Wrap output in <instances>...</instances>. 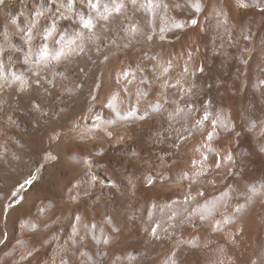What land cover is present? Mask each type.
I'll return each instance as SVG.
<instances>
[{
  "label": "bare ground",
  "instance_id": "obj_1",
  "mask_svg": "<svg viewBox=\"0 0 264 264\" xmlns=\"http://www.w3.org/2000/svg\"><path fill=\"white\" fill-rule=\"evenodd\" d=\"M155 1L156 4L154 3ZM237 1L154 0L149 6V10L154 13V18H152L153 32L149 30L148 32V26H146L148 24H146L147 21H145L144 16L146 1L137 0L136 6L133 7L129 0H124L125 8L118 16L113 13L108 20H103L99 17L104 13L105 5L111 7L112 0L107 2L105 0H97L96 8L100 13L96 11V16L91 13L95 21L94 32L93 34L91 32L92 35L90 36L91 39L85 36L87 30L84 29L85 32H82V28H79L81 30L73 29L74 24L72 26L67 25L65 30L68 34L83 33V39H78L77 44L83 45L84 57L79 60L75 58L73 60L74 63L79 61L84 64L87 62L86 59H88L89 55L93 54V57L97 59L93 58L95 59L96 71L98 70L99 73H102L109 71V69L107 71L106 69L111 62L113 63L114 59H121V61L119 67L113 73L112 82L105 81L101 76H98V78L101 77L102 79L100 80L102 89L98 99L91 105L89 104L90 106H87V103L93 88L90 91L87 84L83 85L77 92H72V90L69 92L67 89V93L63 94L59 92L42 93L45 95L42 102V107L45 110H39L36 121L42 122V120H45V125L38 124L42 128H40V132H34V139L22 141L23 148L20 152H16V149H14L16 140L13 139L9 130L6 131L11 126L0 127V135L1 133L5 134V140H0V155L3 154L5 156L3 159L6 162L0 168V264H47L49 263V260L47 261L48 257L52 264H61V261L63 263L65 259H68L65 264H94L102 257L106 259L105 264H122V260H124L121 255L122 248H128L127 246L130 244L142 250L144 256H151L152 264L159 263L157 262L159 259H157V255L159 257L162 238L174 235L179 227L176 217L171 219V216L167 217L168 210L165 204L170 200L175 201L176 196L180 197L183 195L193 181L191 178H194V176L198 178L196 175L199 173L208 176L212 175V177H216V175L213 176L215 173L224 175L221 172L224 168L222 161L228 160V156L231 153L226 152L222 145L230 142L233 148L231 149L232 152L240 146L238 141L242 137L239 119L241 106L243 107L247 100L249 115L245 114V111L243 113L245 116L248 115L249 118L246 120L244 130L246 127L247 131L245 132L250 135L252 142L256 138L253 117L256 115H251V111L254 109L252 107L254 106L249 102L248 94L252 91L255 93L258 85L261 84L262 86V82H264V52H259L260 55L258 56L261 57H257L258 50L256 47L257 43H261L259 46L261 45L264 50V31L258 37L253 31L249 30L250 26L247 24L249 22L245 20L246 15L243 13L245 1ZM241 4L244 6L241 7ZM196 6L199 7V11L196 10ZM84 10H87V8ZM84 15L85 17L88 16ZM198 17L200 24L203 27L206 26V35L202 37L200 43L203 42L205 44V41L212 37H218L223 40L230 35L229 37L232 38L229 48L221 44L220 49H218L220 60L217 64L213 61H203L202 58L205 56L204 46L206 44L200 46L195 31L190 30L192 18ZM159 23L165 24L162 32L158 31ZM133 25L137 29L134 35L130 34V29ZM177 25H181V27H177ZM58 32L60 30L56 29V32L48 40L47 45L50 50H53L51 49L53 47L49 45L59 39L56 40ZM61 32H64V30H61ZM149 36L152 37L151 40L148 39ZM161 36L164 38L161 39ZM182 38L188 40L191 44L190 46L195 48L194 60L189 59L188 61V59H185V53L182 52L181 48V44L183 45L185 41L181 43L180 40ZM165 39L168 40L167 44L163 43ZM111 58H113L112 61H110ZM173 58L181 64L182 74L179 72L181 75L177 74V76L174 72V76L170 78V76L168 77V71L166 72L165 69L172 65L170 63ZM92 61L90 60L89 62ZM66 62L68 63V61ZM56 64L59 66L58 63ZM111 67L112 65L110 64V69ZM126 68L129 70L128 73H132V76L129 74L131 77L125 75L126 71L124 70ZM150 70L163 71L167 74L166 80L162 82L160 80L162 84L160 83L158 86L149 83L151 80L146 75H148ZM159 71L158 74H161ZM155 74L157 75V73ZM123 76L125 77L123 78ZM235 77L241 80V85L236 82ZM238 79L237 81H239ZM94 81L96 82V80ZM95 82L92 86L94 88H96ZM195 82H198V84L199 82L208 83V92L204 96L206 98L203 99L200 96V102L196 103L203 105V111L197 115L191 111V104L185 99H191L188 91H190ZM89 83L91 85V81ZM197 86L200 87L199 85ZM62 88L58 87L56 91H61L59 89ZM260 89L262 92V88ZM239 91L241 92L239 93ZM219 92H223L226 96H224V101L218 96ZM235 92L240 95L237 96V94H234ZM250 95L254 97L253 93H250ZM15 96L4 93L0 97V101L1 103L12 104L16 100ZM242 102L244 103L242 104ZM257 108L259 109V106ZM242 116L245 117L244 115ZM214 122L215 127H213ZM209 134H211V139H209ZM261 134L264 135V131L263 133L260 132ZM197 141H206V143L196 146ZM46 152L50 154L46 155ZM169 158L172 161L171 165H167L166 162L169 161ZM200 158L210 159L211 163L207 165L206 162H203L204 159L200 160ZM179 159L183 160L181 165H178L179 161L177 160ZM158 161L163 163L160 164L162 167L159 163L156 164ZM238 162H240L239 159ZM43 163L45 164L43 171L39 173L38 179L31 185L30 189L24 193V201L15 209H10L7 212L9 199L15 189L20 184L29 181L38 172ZM153 163L156 164L154 169H156L158 177L162 176V171L166 169L164 167L172 168L170 171L173 174L171 175L175 177L177 175L181 176L183 171L188 172L186 180H189L184 181L186 184L182 183V186H186L185 189L182 187L184 189L183 191L181 190L182 194L176 193L179 191L178 189V191L175 189L176 192L174 190L175 194L174 192L172 194H168V192L162 193L161 191H165V184L162 183L164 188L161 185L155 190L144 189L141 186V181L139 182L138 179L141 174L140 170L150 168V166L154 165ZM263 163L258 165L260 166ZM183 175L185 174L183 173ZM182 176L179 178L180 180ZM242 176L244 177V175ZM206 179L203 180L206 181ZM211 179L213 178H209V180ZM219 181L222 182V179ZM170 183L167 184L169 185ZM142 184L145 185L144 183ZM175 184L177 183L174 182V188H177ZM168 185L166 189H168ZM170 185L169 189L171 188L172 190L173 185L172 187ZM191 185L190 187H193ZM234 186L238 185L235 184ZM239 187H236V189ZM241 187L240 189H242ZM213 190H215L214 187L212 192ZM226 192L227 190L224 191L225 194ZM203 193L207 194L211 193V191ZM212 195L214 194L212 193ZM209 196L211 197V194ZM145 197H148L150 202V210L148 211L145 209V202L143 201ZM193 198L192 196L189 199L190 204L186 207L188 210L184 209L187 212L186 215L189 216L182 218L186 220L183 226V234H186L188 238H192V208L193 201H195ZM13 200H10L11 204L14 203ZM197 201L199 200L197 199L194 205L199 204ZM213 201L211 204H214ZM215 202L217 206H213V208L216 207L215 209H217L220 207V202L219 200V203ZM197 213L200 212L198 211ZM234 213L236 212L234 211ZM219 217L221 218V216ZM212 218L214 219V217ZM255 218L251 212L246 210L241 212L234 234L238 235L239 233L238 236L240 237V232L245 231L247 234L245 238L253 239L254 233L256 235L260 230L257 229L258 232L256 233ZM214 220L211 224L209 223V225H212V232ZM263 221L261 224L264 223ZM61 222L73 225L71 236L73 242L78 246L76 262L73 261V256L68 254L71 247L68 249L65 246L66 244L60 247V243H57V241L53 247L55 240L51 234L56 232V229H58L56 225ZM222 223L224 224V222ZM222 223L220 222V224ZM262 226L264 227V224ZM186 227H189V229L185 230ZM139 232L142 234L138 238L137 234ZM48 234L51 236H48ZM228 235L231 241L235 242L233 250L238 254L240 247H242L241 245L246 241L244 240L245 238H243L244 241H242V238L234 240L233 232H228ZM242 236L244 237V235ZM248 243H250L249 240ZM72 246L74 247V244ZM225 246H222V248ZM63 257L65 258L64 260ZM127 260H124V263Z\"/></svg>",
  "mask_w": 264,
  "mask_h": 264
},
{
  "label": "rangeland",
  "instance_id": "obj_2",
  "mask_svg": "<svg viewBox=\"0 0 264 264\" xmlns=\"http://www.w3.org/2000/svg\"><path fill=\"white\" fill-rule=\"evenodd\" d=\"M96 1L97 0H93V3H96ZM107 1H110V0H105V2H107ZM153 1L154 0H151V3ZM160 1H164V0H160ZM64 2L66 4L67 0H64ZM144 2L146 3L144 16H145V21L148 22V23L146 22V24H148V25H146V26H148L147 31L149 30L150 32H153L152 31V25H153L152 18H154V13L149 10V0H144ZM243 2L245 3V8L243 10V13L246 15L245 16L246 18L248 17L247 19L245 17L244 18H245V20H248V22H249V23H247L250 26L249 30L251 32L253 31V33H255L259 37V35H261L260 33L264 31V0H243ZM154 3L156 4V1ZM49 8H50V5L48 3V0H4V3L0 4V97L2 95H4V93H6V95H16V96L18 95L17 97L15 96L16 100H14L12 104H7L5 102H3V103H5V104H3L0 101V127L11 126V128L6 129V131L9 130L10 134L13 136V139L16 140V145L14 147V149H16V152H20V150H22V148H23L22 141L23 140L34 139V135H35L34 132L35 133L37 131L40 132L41 131L40 128H42V127H40V125H45L44 124L45 120H42L43 123L36 121V116H37L39 110H45L42 107V102L44 101V97H45L44 94H46L48 92L49 93L50 92L51 93H53V92L58 93L59 92V93L63 94V93H67V89L69 92H71L70 90H72V92H74V91L77 92L78 89H80L83 85L87 84L90 91L93 88V90H92L93 93L91 91V97H89L88 103H87V106L89 104L91 105L95 100L98 99V95L102 89V82L100 81V80H102L101 77L105 81L112 82L113 81V73L115 72V69L119 67V63L121 61V59H114L113 60V58H111L110 61L113 60V63L112 62L110 63L112 65L111 69H110V64H109V67L106 69V71L109 69V71H107V72H109L108 74L105 71L102 73H99L98 70L96 71L97 68H95L96 64L94 63L96 58L93 57L94 56L93 54L89 55V57H88L89 60L86 59L87 62L85 61L86 63H84L86 65H84L83 63H80L79 61H78V63H76V62L74 63L73 60L75 58L77 60H79L81 57H84L83 56L84 51L78 52L77 54H75L74 58H73V56H71L67 60H61L60 62H58L59 66H57V64H56L57 62H55V61H52V62L42 61L41 57H40L41 46L44 44H46V45L48 44V40L46 42L43 38L44 33H45L46 29L52 24V20L54 18L57 19L56 29L60 30V32H58L59 34L60 33L62 34L63 32H61V30L65 31L67 25L72 26L74 24V26L72 27L73 29L76 28V30H81V29H79L80 27H79L78 23L76 24L73 22V21L79 20L78 19L79 18L78 12L81 13L83 10L82 13L86 14V16L87 15L89 16V13H90V15L92 13L93 16H96L97 13H100V11H97V8L95 9L94 12H92L93 10L90 9L89 7H87L86 4L81 3V0H74L73 10L71 12H68L65 9L61 8V12H63L64 15H66V16L71 15V16H69L70 19H68V20L59 18L57 13L48 11L47 9H49ZM86 8H87V10H84ZM37 11L43 12V15L37 17L35 15V13ZM96 11H97V13H96ZM101 12H103V11L101 10ZM76 15H77V17H76ZM193 20L196 21V24H192V22H191L190 30L195 31V35H196V38H198V40H199L200 46H204L206 44L204 46L205 56L202 58L203 61L204 62L213 61V62H216V64H217V62L220 60V58H219L220 55H219L218 49H220L221 44L222 45L224 44L227 48H229L231 46V43H232V38L229 37L230 35L225 37L223 40H221L218 37H212V38H209L208 41H205L206 42L205 44L203 42L200 43L202 37L203 36L205 37V35H206L205 34L206 26L203 27L200 24L199 17L198 18H192V21ZM13 21H15V23H13ZM66 21L67 22L69 21L68 24ZM33 24H34V26H33ZM164 25H165L164 23H159L158 31L160 30L162 32L164 29ZM83 30H82V32H85V30L84 31ZM93 32L94 31L92 30V34H93ZM59 34H58V37L56 38V40L61 35V34L60 35ZM87 34L88 35L90 34V35L88 36ZM92 34L88 30H87V33L85 32V36L87 38H89ZM263 34H264V32H263ZM180 41H181V43L183 41H185V42H183V45L181 44L182 52L185 53L184 54L185 59H188V61H189V59L194 60V58H195L194 49L195 48L191 47L190 42L184 38H182ZM167 42H168L167 39H165L163 41V43H165V44H167ZM184 43H186V45H184ZM259 44H261V43H259ZM259 44L258 43L256 44V47L258 50L257 57H261V56H258V55H260L259 52H264L261 45L259 46ZM49 46L53 47L51 49H56L59 47V45H57L56 41ZM93 58H95V59H93ZM174 59L175 58H173V60L170 63L172 65H170L166 70V72L168 71L167 72L168 77L170 76V78H172V76H174V74L175 75L180 74L179 72H181V74H182L181 64L179 62L175 61L176 59L175 60ZM258 59L260 60V58H258ZM25 60H27V63H25ZM90 60L91 61L93 60V61L89 62ZM65 61H68V63L67 62L65 63ZM92 63H94V64H92ZM87 69H88V71H87ZM92 70H93V72H92ZM94 71H96V72H94ZM124 71H126L125 75L129 76V74H130L132 76V73H128L129 72L128 68H126V70H124ZM158 71L159 70H156V71L150 70L148 75H146V77L151 80L149 83H151L155 86L160 85V83L162 81H165L166 80L165 78H167L166 73H164L163 71H159L161 74H158ZM153 72H154V74H152ZM104 73L106 76L104 75ZM126 73H128V74H126ZM155 73H157V75ZM103 75H104V77H103ZM98 76H101V77L98 78ZM131 76H129V77H131ZM18 77L21 78L27 84L20 83L21 79H17ZM124 77L125 76H123V78ZM237 77H235L236 82L241 85V80L238 79L239 77L238 78ZM237 79L239 81H237ZM88 80H89V82L91 81V85L88 82ZM94 80H96V82ZM97 80H99V81H97ZM146 80H148V79H146ZM160 80H161V82H160ZM94 82L96 83V88L92 87ZM29 84H30V86H29ZM196 84L199 85L200 87H198ZM58 87L59 88L63 87L62 88L63 91H62V89H59L61 91H56ZM263 87H264V82H262V86H261V84H259L258 87L256 88L257 94H256V92L254 93V91L250 92L251 94L252 93L254 94L255 98L252 95H250V93L248 94L249 102H251L252 106H254V107H252V108H254L252 110L254 113L251 111V115H256V116H253L254 117V126H255L254 130L256 129L254 131L256 133V138L254 139V141L255 140L256 141L252 142L250 140V135H248V133L245 132V131H247L246 127L244 130V126H246L245 123L247 122L246 120H247V118H249L248 117L249 109H248V104H247L248 100L246 99L247 101L243 100V101L247 102L246 104L244 102H242V104L244 103V105H243V107L241 106V115H240V119H239V123L241 126V137H242L238 141L240 146L237 148V150H233V152H232L231 149H233V148H232V145L230 142H227V143L222 145V147L226 150V152H228L229 154L231 153L228 156L229 161L227 159L222 161L224 168L221 172L224 175L222 176L221 173H215L213 176L216 175V177H212V175L208 176V175L203 174V173H199L198 175L195 174L196 176H198V178L197 177L195 178V176H194L195 181H197V182L194 181V178H191V180H193V181L191 182L192 185H191V183H190V185L193 187H190V185H189V189L188 190L186 189L187 191L185 192L187 194L184 193L180 197L176 196V198H177V199L175 198L176 202L174 200H170V201H167L168 203L165 204V207H167V210H168L167 211V217L169 218L171 216L170 219L173 217H176L177 218V224L179 227H178V231L174 235H168V236H165L162 238V240H161V242H162L161 246L162 247H160L161 249H160L159 257L157 255V259L159 258L158 259L159 261L157 260V262H159L158 264H178V263L179 264H264V227L262 226L264 223L261 224V222L264 220L263 219L264 218V207H263L264 206V186H263V184H264V181H263L264 180V172H263L264 171V167H263L264 166V163H263L264 160H260V159H264V155H263L264 154V147H263L264 135H262V134L260 135V132L263 133V131H264V129H263V127H264V125H263L264 124L263 123L264 122V116H262V115H264V103H263L264 94H262V92H264ZM260 88H262V92H261ZM26 90H27V92H26ZM33 91H35V92H33ZM197 91H198V93H197ZM31 92H32V94H30ZM207 92H208V83L207 82H205V83L199 82V84H198V82L197 83L195 82L193 84V86L190 88V91H188L189 97H191V99L190 98H185V99H187V102H189L191 104V111L194 112L195 115H197L201 111H203V105H199L196 103L200 102L199 101L200 96H201V98L203 97V99H205L206 97H204V96L207 95ZM240 92L241 91H239V93ZM42 93H44V94H42ZM234 94H237V96L240 95V94H238V92L237 93L235 92ZM41 95H43V96H41ZM256 95L259 97V99ZM30 96H31V98L32 97L34 98V99L32 98V101H31ZM218 96H220V99H222V101L225 100L226 96L223 94V92H219ZM251 96L253 99L251 98ZM260 97L261 98L263 97L262 100ZM29 98H30V100H29ZM21 103L24 104L25 106L22 105ZM11 105H13L14 107ZM245 105H246V107H245ZM255 106H257V107L259 106V109ZM244 111H245V114H248V115L245 116V114L243 113ZM257 111L258 112L260 111V112L258 113ZM257 113H258V115H257ZM46 115H47V111H46ZM242 115H244L245 117H243ZM258 116H259L260 120L258 119ZM11 117L13 118V121H12ZM46 122H47V119H46ZM39 123H41V124L38 125ZM243 135H244V138H243ZM247 136H249V137H247ZM260 136H261V138H260ZM248 139H249V141H248ZM262 139H263V141H262ZM0 140H5V134L4 133H1ZM241 140H243V141H241ZM199 142H200V145H199ZM244 142H246V143H244ZM250 142H252V143H250ZM202 143L204 144V143H206V141L205 142L204 141H197L196 146H201ZM245 144H247V145L245 146ZM237 146H238V144H237ZM260 150L261 151L263 150V152H261ZM229 151H231V152H229ZM7 153H8V151H7ZM45 154L47 155L50 153L46 152ZM1 156H3V154L0 155V168L3 167L6 163L3 159L5 156H3L2 158H1ZM229 157H230V159H229ZM203 159H204L203 162H206L207 165H209L211 163L210 159H207V158H203ZM203 159L200 158V160H203ZM238 159L240 162H238ZM250 159L252 160V162ZM177 161H179V163L177 162L178 165H181L183 160L179 159ZM232 161H233V163H232ZM258 161H260V162H258ZM166 162H167V165L172 164V161L170 160V158H169V161H166ZM155 163H153L154 165L150 166V168L149 167L144 168V170L142 169L143 171L140 170L141 174H140V176H138L139 177L138 179H139V182L141 181V183H140L141 186L144 189L150 188L152 190H155L156 188H159L162 184H165V188H164V185H162L164 190H165V191H161L162 193L164 192V194H165L168 192V194H172L175 189L176 190L178 189L179 191L177 190L178 192H176V190H175V192L182 194V191L186 187V186L184 187V185L182 186V183L187 179L188 172L183 171L181 176L183 175V173L185 175H183L182 179L180 180L179 179V178H181L180 175H177L176 177L171 175V174H173L170 171L172 168L168 169V167H164L167 170L165 169V171H162V176L158 177L156 169H154L155 165L158 163H159V165L163 164V163H160L159 161L156 164ZM250 163H251V166H250ZM259 163H263V164H260V166H259L258 165ZM224 164H225V166H224ZM44 166H45V164L43 163V165L40 166V168L38 169V172H36L31 177V179L29 181L20 184L17 187V189H15V191L12 194V197L9 199V203L7 205V212H9L10 209H15L16 207H18V205H20L24 201V193L26 191H28L30 189L31 185L38 179V177L40 175L39 173H42L41 171H43ZM231 169H232V171H231ZM256 169H258V170H256ZM153 170H155V171H153ZM242 175H244V177ZM249 175H251V176H249ZM144 176H145V178H143ZM241 176H242V178H241ZM206 177H207V179H206ZM208 177L213 178V179L209 180ZM142 178L146 179V180H143ZM149 178H150V180L148 181ZM203 179H206V181ZM221 179H222V182L219 181ZM259 179H261V180H259ZM172 180H175V181H172ZM188 180H186V181H188ZM213 180H215L216 182ZM234 180H235V182H234ZM210 181H212V182L210 183ZM174 182L177 183V184H175V186H177V188H174ZM142 183H144L145 185H143ZM167 183H170L173 185V187H172V185L169 184L170 187H172V190H171V188L169 189V185ZM178 183H180L181 185ZM205 183H207L211 186L206 185ZM166 184L168 185V189H166L167 188ZM221 184H223V185H221ZM235 184L238 185L236 187L242 186L241 187L242 189H240V187L236 189V187L234 186ZM205 186H206V188H205ZM182 187H184V189ZM213 187L216 191L213 190V192H212ZM208 188H210V189H208ZM218 188H219V190L220 189L221 190L219 191ZM189 190H191V191H189ZM226 190H227V192L225 194L224 191H226ZM210 191H211V193H207V194L203 193V192H210ZM175 192H174V194H175ZM214 192L216 193V195ZM212 193L214 195H212ZM190 194H191V196H189ZM210 194H211L212 198L209 196ZM185 196L187 198L188 197L189 198L187 199ZM192 196L195 198V199L193 198V200H195V201L197 199L199 200V201H197V202H199V204L194 205L196 202L193 201L192 238L191 237L188 238V237H186V234H183V229H184L183 226H184V223L186 222V220L185 219L183 220L182 218L183 217L187 218L189 216V215L188 216L186 215L187 212L184 209H186L188 204H190L189 199ZM204 196H205V198H203ZM219 197H220V199H218V200L220 202V205H219L220 207L218 206L219 208H217L218 209L217 210V209H215L216 207L213 208V206H217L215 204L216 203L215 201H217V203H219L217 200V198H219ZM145 199H146V201H145ZM209 199H212V200H209ZM10 200L11 201L13 200L14 203L11 204ZM213 200H215V201H213ZM143 201L145 202V209L147 211L150 210L149 198L145 197ZM212 201L214 204H211ZM198 205L200 207L196 208L195 206H198ZM201 205H203V206H201ZM210 206H211V209H210ZM260 206H261V208H260ZM195 208H196V210H194ZM186 210H188V209H186ZM197 210L200 213H197L198 212ZM222 210H223V213H222ZM245 210L248 212H251V214L256 217L255 218L256 219V222H255L256 223V233L258 232L257 229L262 230V231L259 230V233H257L256 235L254 233V236H256V237L253 236V239H248L247 237L245 238V236H247L245 231L240 232L241 233L240 237L238 236L239 233H238V235L234 234L235 233L234 231L236 228L235 226H237V224H238L239 214L241 212H244ZM234 211L236 213H234ZM226 213H227V215H226ZM214 214H216V215L214 216ZM219 216H221V218ZM212 217H214V219L216 221ZM233 219L234 220L236 219V220L234 221ZM213 220L215 222V223L213 222V227H212L213 232L215 231L214 234H212L213 232L211 230L212 225H209V223L211 224ZM224 220H226V221H224ZM257 220L260 222L258 223ZM220 222L221 223L224 222V224L223 223L220 224ZM56 226H58L57 227L58 229H56V232L54 234H51V231H50V234L52 236H54L53 239L55 240V241L53 240L54 241L53 247L57 241V243H60L59 244L60 247H61V245L64 246L66 244L65 246H67L68 249H69V247H71L70 249L73 248L74 250L69 249L68 254L73 256L72 257L73 261L76 262L77 261V258H76L77 255L76 254H77L78 246H76L77 244L75 242H73L72 236H71V231L73 229V225H68L66 222L65 223L61 222L60 224L58 223V225H56ZM222 227H224V228H222ZM186 228H185V230L189 229V227H186ZM214 229H216V230H214ZM219 230H221V231H219ZM219 232H220V234L222 233L221 236H220V234H218ZM228 232H233L234 240L239 239V238H242V241L246 240L241 245L242 247H240L238 254H236L233 250L234 249L233 247H235V245H234L235 242L231 241V239L228 235ZM46 234H47V232H46ZM50 234H48V236ZM56 234H57V236H56ZM61 234H62V236H61ZM141 234H142L141 232H139L137 234L138 238L141 236ZM242 235H244V237ZM223 238L225 241L223 240ZM243 238H245V239L243 240ZM254 239H255V241H254ZM248 240L250 241V243H251V241H253L254 243L252 242L250 244V243H248ZM242 241H241V243H242ZM186 243H188V244H186ZM67 244H69L71 246H69ZM72 244H74V247L72 246ZM218 244H219V246H217ZM229 244H231L232 246ZM224 245H226L225 247H223L225 249L222 250L223 249L222 246H224ZM210 246H211V248H210ZM127 247L128 248H126V247L122 248V254L121 255H122L124 260H127V259L128 260L125 261V263H124V260H122V262H123L122 264H128L130 262H131L130 264H132V263L133 264H152L151 263L152 257L151 256L149 257L147 255L144 256L142 253V250H140L137 246L130 244ZM219 247L222 249H220ZM227 247L230 250H228V249L226 250ZM230 247H232V248H230ZM125 249H126V251H125ZM209 250H213V251H209ZM72 251H74V252L70 253ZM225 251H226V253H225ZM121 255H120V257H121ZM123 255H125V256H123ZM125 257H127V258L125 259ZM187 257H188V259H187ZM102 258H100L94 264H105L106 259L105 258L102 259ZM160 258H161V260H160ZM64 259L65 258L63 257V260ZM48 260H49V263H47V264H52L50 262L49 257H48L47 261ZM103 260H104V263H103ZM69 261H71V260L69 259ZM128 261H130V262H128ZM65 262H68V259L67 260L65 259V261H63V263L61 261V264H65Z\"/></svg>",
  "mask_w": 264,
  "mask_h": 264
},
{
  "label": "snow or ice",
  "instance_id": "obj_3",
  "mask_svg": "<svg viewBox=\"0 0 264 264\" xmlns=\"http://www.w3.org/2000/svg\"><path fill=\"white\" fill-rule=\"evenodd\" d=\"M2 3H4V0H0V4ZM48 3L50 5V8L47 9L48 11L57 13L59 18H62L65 20L70 19L69 16H66L64 15L63 12H61V8L65 9L68 12H71L73 10L74 0H67L66 4L64 0H48ZM81 3L86 4V6L92 9L93 11H95L96 6H97L96 3H93V0H81ZM129 3H131V5L135 7L137 4V0H129ZM149 6H151V0H149ZM243 6L244 5L241 4V7ZM165 7H167V5H165ZM124 8H125L124 0H112L111 7L105 5L104 13L101 14L99 18L103 20H108L113 15V13H115L118 16ZM196 10L197 11L200 10L198 6H196ZM35 15L39 17L43 15V12L37 11ZM78 15H79V20L73 21V22L78 23L80 28L88 30L89 32H92V30L95 27L94 18L91 15L85 17V15L82 12L78 13ZM13 23H15V21H13ZM192 24H196V21L193 20ZM56 25H57V19L54 18L52 20V24L46 29L44 33L43 38L45 41L49 40L52 37L53 33L56 32ZM177 27H181V25H177ZM136 32H137V29L133 25L130 29V34L134 35ZM151 38H152L151 36L148 37L149 40H151ZM163 38L164 37L161 36V39ZM78 39H83L82 32H75L74 34H68L65 30L59 36V39L56 41V43L59 45L58 48L50 50L46 44L41 46V50H40L41 60L46 61V62L55 61L58 63L61 60L69 59L71 56L77 54L78 52H83L84 50L83 45L77 44ZM25 63H27V60H25ZM166 70L167 69H165V71ZM17 79H21V78L18 77ZM21 83L25 84L26 82L21 80ZM205 119H207V117H205ZM213 127H215V122L213 123ZM209 139H211V134H209Z\"/></svg>",
  "mask_w": 264,
  "mask_h": 264
}]
</instances>
